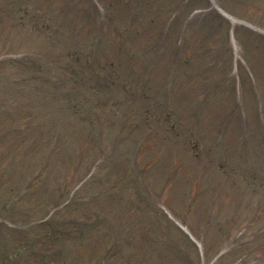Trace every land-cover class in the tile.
Instances as JSON below:
<instances>
[{
    "label": "rangeland",
    "instance_id": "rangeland-1",
    "mask_svg": "<svg viewBox=\"0 0 264 264\" xmlns=\"http://www.w3.org/2000/svg\"><path fill=\"white\" fill-rule=\"evenodd\" d=\"M220 2L235 18L264 30V0ZM46 4H51L47 11ZM118 7L116 12L120 13L123 8ZM203 7L201 4L193 9L194 14ZM91 8L89 0H0V55H18L20 50L22 53L46 57L48 73L53 69L62 75L66 82L61 86H76L80 95V98L59 96L53 99L52 92L47 94L42 84L0 82V107L8 108L0 116V170L13 166L7 170L6 176L0 174V191L7 190L11 181L13 187H18L23 176L31 170L23 169L24 162L13 160L17 156H27L26 153L33 159L38 154L43 155L44 159L48 158L43 163L52 161L53 171L59 176L70 171L67 173V176L71 175L68 182L75 187L76 176L85 170L91 174L90 169L95 162L99 164L96 167L98 185L87 181L85 191H80L78 195L85 194L87 198V195H95L91 191L96 190L97 206H90L92 199L84 204L92 207L91 210H87L86 206L79 212L66 214H100L103 216L102 224L91 230L80 242H71L72 248L64 256L58 253L56 247H43L45 252L57 254L58 263L55 264H60V259L64 260V264H128L124 259L126 251L130 249L133 250V264H246L241 261V256L231 253L233 243L230 241H239L245 232V225L246 233L249 234L259 236L264 231V179L257 170L251 174V169H245L236 155L225 154L226 149L222 145H210V151L205 146L207 136L216 132L212 130V122L220 114L218 101L221 94L215 96L213 92L210 93L211 86L198 87L199 90L194 92L196 79L186 81L177 67L180 62L170 59V54L161 60L157 69L148 73L162 81L159 69L170 65L169 72L172 68L174 72L173 91L163 96L160 92L143 89L142 81H136V75L130 72V59L114 53L121 52L122 48L119 49L118 39L111 42L108 32L95 38V53L116 74V82H108L95 90L96 87L86 80L73 81L76 79L74 73L66 66L62 67V63L75 58L78 59L75 61L78 67L87 69L95 57L89 51L95 33L92 29L94 20L92 17L84 20L87 18L82 16L84 10L92 13ZM32 22L40 25V29L33 28ZM247 24L231 23L230 45L240 63L239 70L253 83L252 86L247 85L245 92L247 107L251 105L252 108L257 100L253 93H257L258 102L259 99L264 101V33ZM128 25L123 23V26ZM195 28L194 37L205 42ZM237 28L240 29L238 32ZM129 34L131 39L127 40L128 45L125 47L127 56L140 52L137 46H130L134 34L131 31ZM167 36L170 37V34L166 33ZM212 37L215 42L216 39L220 40L219 35ZM206 38H210V35ZM134 39L143 43L147 38L135 36ZM183 41L187 40L184 38ZM170 44L174 46L172 41ZM220 46L222 43L218 44ZM184 52L181 57H193V44ZM148 54L152 52H146L145 56ZM87 56L91 61L88 62ZM215 62L203 61L211 67ZM174 63L176 65L172 66ZM181 69L187 71L182 66ZM197 69L196 65L190 66V70ZM45 70L41 72L45 74ZM0 73L7 76L21 74L18 78L25 79L29 71L14 62H5L0 64ZM232 73H235L234 69ZM157 83L152 81V84ZM183 89L187 94L192 91L191 100L202 104V118L194 123L195 135L182 131L174 140L165 129L172 120L164 118L169 105L179 109L184 106ZM141 90L146 96L139 95ZM206 91H209L207 98L201 99ZM198 92H201V96H196ZM145 109L148 110L144 112ZM24 110L30 114L29 120L33 127L22 134H16L18 129L10 132L12 126L15 128L17 123L24 122L22 116L18 118ZM89 110L94 111L100 121L96 127L89 125L84 117ZM190 111L191 108L188 113ZM195 137L197 140H194ZM55 139L59 148L51 147ZM230 145L233 146L232 143ZM224 154L226 156L222 161ZM133 165L138 181H134L131 175ZM259 165L260 161L256 163V169ZM35 184L37 187V182ZM140 190L144 192V198ZM53 193L51 184H48L44 193L35 192L32 196H38L40 200L42 196ZM153 202L159 213L150 207ZM34 209L31 215L26 213V219L40 215L41 210L46 212L44 207ZM2 215L0 217H3L4 222L10 223L7 214ZM182 228L189 230L198 243V238L203 240L206 254L199 253V260L194 248L181 238L178 229ZM223 232L226 241L222 237ZM111 241L114 243L111 244ZM122 241L127 245H123ZM255 241L264 243L261 237ZM107 247L118 251L117 254L104 256ZM199 249L201 247L197 251ZM5 262L0 261V264Z\"/></svg>",
    "mask_w": 264,
    "mask_h": 264
},
{
    "label": "trees",
    "instance_id": "trees-1",
    "mask_svg": "<svg viewBox=\"0 0 264 264\" xmlns=\"http://www.w3.org/2000/svg\"><path fill=\"white\" fill-rule=\"evenodd\" d=\"M133 3L134 4L131 8L132 10L130 12L123 11L120 13V16L122 18H124L128 13H130L129 16H131V21H130L131 24L128 26H123L122 24L124 23V20H115L114 21L115 25L113 29H111L110 27L109 28L111 31H115L116 35H107V36L111 37V42L112 41L116 42L117 38H119L118 36L120 34L119 32H123L120 34L122 36V40L118 41L117 44L119 45V49L122 48L121 53L123 54V57H127L128 59H130L131 74H133L134 76L136 75L135 76L136 81H140V80L142 81L143 89H146L149 91H155L158 93L160 92L161 93L160 95L167 96L170 94V91L164 87V83L166 81V79L164 78L166 77H165V73L163 72V70L170 74L169 68H167L169 65H165L163 68L159 69L161 72L162 79H164L162 81H160L157 76H153L149 74L148 72L157 69L161 64L160 63L161 60L164 57L168 56V54L165 52V46H164L165 38L161 42L164 29L165 28L171 29L173 25V21H174V18L172 17L176 16L175 13L179 12L177 14V18L175 19V24H174L175 26H173V28L170 31L172 36L177 37L180 31L181 21L184 18H186L185 16L187 14V11L184 8L182 9L180 7H177V8L171 7L170 5L166 4L165 0H133ZM114 11L115 10H113L112 7L110 10H108V13H111V16H108L109 18L110 17L114 18L115 16ZM94 16L96 18V14ZM169 19H171L170 24L168 22ZM35 25L33 26L35 27ZM130 31L134 34L133 39L130 42V46L131 47L137 46L140 52H137V53L133 52L127 56V53H125L126 51L123 52V49L128 45L127 40L131 39V36L129 34ZM104 32H106V28L97 27L95 34L99 36V34H103ZM135 36L145 37L147 39L144 40L143 43H140L138 40L134 39ZM171 41L174 43L175 39L172 38L170 39V42ZM190 44H193V50L195 54L193 57H190V56L180 57V59H183L180 62L181 66L185 70H187V71H184L183 69H181L182 73L184 74L185 78H192L193 76H199L201 74V76H203L202 81L204 82L205 85L213 84V86H215V84L217 83L216 77L222 74L220 72L218 73L212 72L214 71V69L210 70V68L212 67H205V65L201 63L202 60L201 61L199 60L197 62L198 57H200L199 55H203V50L205 49V46L203 44H206V43H201L200 40H197L193 35H191L190 37H188L187 41L183 42V44L181 43V45L175 46L174 50L176 53L179 52L182 45L183 46L181 50H186L190 46ZM155 47L157 50H159V54H158V51H156L155 54H148L145 56L146 53H144V51L151 52L155 49ZM200 48H203V49L199 53ZM90 52L91 54H94L95 57L91 61L89 60V56H87L88 62L91 61L89 65L87 66V69L85 67L84 68L78 67L75 63V61H77L78 59H75V58L73 60L69 58L67 59L66 62L62 63V67H65V66L69 67V65L67 64L72 65L69 68L72 71V73H74V77L76 78L73 81L77 82V79H80V80L82 79L81 81L84 82L86 80L87 82L93 84L94 87H96L95 90H97L98 87L101 89L102 87H104L102 85L108 82L109 84L116 82V74L110 68L106 67V63H102V59L99 60V57L96 56L97 54H95V49H93ZM114 53L117 54L120 52H114ZM173 58L176 59V56L173 55ZM47 61L48 60H39V61L37 60L33 63L30 62L32 63V65H30V71L35 70V72L33 73L36 74V76H32V73H31L30 77H26L25 79H20L18 78L19 76L0 75V82L8 81V82H12L13 84H17V83L42 84L46 88V92L48 93H50L51 91H53L54 93H57L60 91L61 93L62 92L70 93L72 98H78V97L80 98V95L75 90L73 89L65 90L63 86H61V85H64V83L66 82V79L62 75L55 73L53 69L50 70L51 72L50 76L47 74H44V72H41L44 70V68L46 69L45 73L48 72L47 71V65H48ZM191 65H196L198 66V68H200L201 70H205V71L200 72V70L198 69L190 70ZM220 70L222 72L225 71V69H221V68ZM224 73H223V76H224ZM153 80L157 81L158 83L152 84ZM81 81L80 83H82ZM196 90L194 92H197L199 89L197 91ZM192 93H193L192 91L188 92L189 95H192ZM140 94L145 95V92L143 93L141 90ZM188 94L183 89V98H184L183 100H185L183 102L184 106H181V108L179 109V107L175 105H169V111H167L165 114L164 120H169V121L172 120L169 125L167 124L165 126V129L167 132L171 134V137H173L174 140H176L179 137L182 131L183 132L188 131L190 134L194 132L191 126L193 124H191V120L189 117L190 113L194 112L192 111V108L189 113V116H187L188 111L190 109L188 105H190L191 103V97ZM56 97L58 96L54 95L53 99H55ZM7 100L9 99H6V101ZM147 110L148 109H145L144 112H146ZM1 112H2V109L0 108V114ZM92 115L94 116L95 112ZM20 116L23 117L24 122L17 123V125H15V128H18V131L16 134H18L19 131L21 132V134L25 133L28 131L29 128L31 129L33 127L32 121L29 120V117H30L29 113H27L24 110V112L18 115V118ZM44 122L46 123V121ZM11 129L13 130L14 127L12 126ZM170 129L173 131H171ZM56 140L57 139H55V141L53 142V146L51 147L59 148V146L56 143ZM57 150L58 149H56L55 152H57ZM26 154L27 156L25 157L21 155V156H17L13 160L18 161L20 158L24 162V165L22 166L23 169L31 168V170L27 173V175L23 176L22 178L23 184L20 185L18 189H16L15 187L11 185L12 183L11 181L8 184L7 190L5 189L4 191H0V212L4 211L7 213V211H16L20 207H22V210L29 211L30 209L29 207L38 206V208L39 207L46 208L47 209L46 213H47V211H49L50 208L57 206L59 203L63 201L64 197L67 196V192L69 191V188L68 186H66L64 182L65 181L68 182V180H70L71 178V175L69 179H67L68 177L66 173V175L64 176L63 175L59 176V179L62 180L63 182H61L57 178V183L53 185L54 187L51 186L54 192L53 194H51L49 197L45 196L38 202L30 201V196H31L30 189L32 188V184L34 182H37L39 184V188L42 187V190H47L48 179L50 178L52 180V174L56 172L53 171L54 169L53 162L49 161L50 167L47 170L50 172L51 171L53 172L51 176H49L48 174H44L43 176V172L46 170L45 166L48 163V162L47 163H43V162L48 160V158L44 159L43 155L38 154L33 159L31 155H28V153ZM12 167L13 166L10 165L7 168L6 167L1 168V173L6 174L7 170L11 169ZM9 174H11V172ZM262 174L264 176V171ZM26 180L28 181L26 182ZM92 180H94L93 181L94 184L98 183L96 176H95V179L93 177ZM31 200H34V199L31 198ZM79 206L80 204L79 203L76 204L75 202H70L68 204H65L61 208L56 209L54 213L46 221H43V222H33L36 219H39V217L37 216L32 217L27 221L19 220L17 222L18 226H24V227L28 226L31 228L30 231L38 230L39 233L37 234L38 237H36L34 240L33 239L30 240L28 239L29 238L28 236H25V235H28V232L22 233V236L24 238L20 242H16V240L13 241L14 236H12L9 240H5V241H11L12 244L23 243L22 247L24 248V251L22 252V250L20 251L19 249H17L16 252H14L15 253L14 257L15 258L19 257L18 261L22 260L23 255H25L27 252V254H29L31 259L33 257L38 258L33 251L34 250L40 251V250L39 248H35V247L40 246L42 248V247H46L49 245L52 246V244H54L56 247H64L67 245L68 242H70V239H69L70 236L66 237V239H58V237L63 236L65 234L70 235L71 233H74L76 236H79L82 233L86 232L88 229H90L88 227H90L92 224H90L89 226L86 225L88 223L86 222V219H84L86 214H84L83 217L82 216L79 217V219L81 220H71V221L62 220L64 219V216L62 214L64 212V209L74 210L76 212H79L80 210H83L84 208V207L80 208ZM86 208L87 210L92 209V207H89V206H87ZM59 217H62V218L59 219ZM70 229L73 232L71 231L70 233L69 231ZM50 255L51 253L47 257H45L44 260L47 261ZM7 256H11V252L10 251L9 253L5 252V250L0 246V261L5 259ZM9 258L7 259V261L9 260ZM30 258H28L27 261L28 260L30 261ZM27 261L26 260L24 262L19 261L21 262L19 264H28ZM52 262L53 261H49L48 263L52 264Z\"/></svg>",
    "mask_w": 264,
    "mask_h": 264
}]
</instances>
